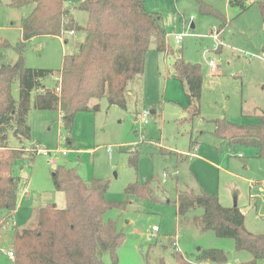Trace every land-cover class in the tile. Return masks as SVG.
I'll return each mask as SVG.
<instances>
[{"label": "rangeland", "instance_id": "1", "mask_svg": "<svg viewBox=\"0 0 264 264\" xmlns=\"http://www.w3.org/2000/svg\"><path fill=\"white\" fill-rule=\"evenodd\" d=\"M82 1L63 0L81 27L86 25L87 14L73 8ZM143 1L149 12L161 16L168 50L200 67L199 115L190 117L186 87L171 70L174 57L162 52L150 53L143 75L130 84L132 92L125 108L110 106L105 98L92 101L99 104L98 111L77 113L71 133L64 130L55 111L34 109L32 96L28 113L31 136L52 151V157L36 154L30 161L33 155L23 150L24 159L14 162L13 175L27 187L28 197L23 203L32 208H63L64 195L54 190L52 180V172L61 166L75 171L85 182H106L107 201L120 204L127 200L125 208L115 205L103 217L124 235L116 249L117 264H145L146 255L152 264L159 258L165 264H176L174 251L190 264H217L196 260L204 250L222 251L227 257L223 264L247 262L251 255L236 251L233 239L219 238L194 225L202 214L200 208L187 215V222L180 221L173 202L179 191L203 189L217 196L223 207L239 208L245 216L246 231L264 236V158L256 157L252 147L229 145L213 134L215 120L241 126L256 122L264 114V27L257 7L262 0H244V8L230 5L227 0H202L224 19L201 13L198 0ZM8 2L0 0V41L12 46L0 50L5 64L17 59L13 47L23 40L20 22L29 10L10 8ZM181 33L185 36L178 49L172 35ZM79 34L77 31L78 40ZM66 37V44L45 36L26 44L25 67L33 73L55 72L39 79H45L47 89L59 83L56 71L62 67L63 56L73 52L76 39ZM153 55L158 59L150 57ZM12 90L18 101V82ZM143 111L149 113L147 124L140 121ZM32 144V140L19 142L9 136L6 146L19 149ZM56 150L66 155L54 153ZM151 177L155 179L154 193L161 201L126 194L128 185L144 184ZM24 215L21 209L18 218ZM12 243V231L1 228L0 264H14L8 255ZM103 262L111 264L108 254L103 255Z\"/></svg>", "mask_w": 264, "mask_h": 264}, {"label": "trees", "instance_id": "2", "mask_svg": "<svg viewBox=\"0 0 264 264\" xmlns=\"http://www.w3.org/2000/svg\"><path fill=\"white\" fill-rule=\"evenodd\" d=\"M198 2L201 13L221 17L209 4ZM228 3L244 8V0ZM8 6L18 10L29 8L20 22L23 40L13 47L17 59L5 64L0 53V229L7 227L13 233V262L105 264L103 255L108 254L111 264H117L116 249L124 235L103 217L115 205L125 208L127 200L120 204L107 201L106 182L95 179L85 182L71 169L59 166L52 172L54 190L63 193L64 207L46 205L45 221L35 227L15 230L18 196L25 184L13 175L12 166L16 160L24 159L25 154L23 146L8 148V138L13 136L19 142L32 140L27 117L31 92L39 89L32 100L33 108L58 112L67 133H71L77 113L98 111L99 104L92 101L105 98L110 106L125 108L132 92L130 84L143 75L146 56L152 49L173 55L171 70L186 87L192 118L199 115L200 67L185 62L180 53L168 50L161 16L149 12L143 0H83L74 6L87 14L86 25L82 27L73 20L63 0H9ZM257 7L264 27V0ZM77 31L84 33V39L76 53L63 56L62 67L56 71L59 91L56 90L59 83L53 89L39 87V79L55 72L33 73L25 67L23 56L27 42L43 36L61 38L63 33ZM9 47L12 46L0 41V50ZM15 82L19 85L18 101L12 95ZM213 134L229 145L252 147L258 158H264V114L256 122L241 126L215 120ZM32 155L30 161L34 159L35 154ZM154 182L151 177L144 184L132 183L126 188V194L161 201L154 193ZM173 205L178 220L186 222L187 215L200 208L202 214L194 225L199 224L202 231H212L219 238L233 239L236 251L247 252L252 257L240 264H264V236L246 231L245 216L236 206L223 207L217 196L203 189L177 192ZM172 256L176 264H190L180 252L174 251ZM196 260L223 264L227 257L219 250H204ZM145 264H152L147 255ZM153 264L165 262L159 258Z\"/></svg>", "mask_w": 264, "mask_h": 264}, {"label": "crops", "instance_id": "3", "mask_svg": "<svg viewBox=\"0 0 264 264\" xmlns=\"http://www.w3.org/2000/svg\"><path fill=\"white\" fill-rule=\"evenodd\" d=\"M67 8H69L70 9V13L72 12V9H71V7L70 6H66ZM73 8V7H72ZM74 9V8H73ZM28 12V11H27ZM71 16H72V18H73V20H74V17H73V15H72V13H71ZM23 17V16H22ZM75 21V20H74ZM80 33L81 34H79L80 35V39L78 40V39H76V32H73L72 34L70 33V32H66V33H64L63 34V36L61 37V38H57V39H59V40H64V44H66L67 42H68V39H67V37H66V35H69L72 39H76L73 43H74V47H73V52H72V54H74V53H76V51H77V48H78V46L80 45V43L83 41V39H84V33L82 32V31H80ZM166 45L168 46V44H167V42H166ZM156 51H154L153 49L149 52V54L147 55V57H146V60H145V66H147V64L149 63L148 62V59H149V55H150V53H155ZM162 53H164V52H162ZM164 55H166V53H164ZM150 57H153V59H154V57H155V59H158V56H155V55H153V56H150ZM152 61V60H151ZM150 61V62H151ZM215 70V69H214ZM214 70H212L211 69V71H214ZM173 77L174 78H176L175 77V75H173ZM45 80V79H44ZM44 80H42V81H40L39 82V87L41 86V87H44L45 89H47V88H49V87H46V84H45V82H43ZM57 85V84H56ZM56 85H55V87H56ZM54 87V88H55ZM13 89V88H12ZM13 91V90H12ZM40 91V89L39 90H37V91H32L31 92V98H32V96H34V94L36 93V92H39ZM56 112V111H55ZM57 113V115L59 116V114H58V112H56ZM27 120H28V117H27ZM28 124H29V122H28ZM29 126H30V124H29ZM30 136H31V127H30ZM31 139L33 140V143H36V142H34V139L32 138V136H31ZM39 143V142H38ZM40 145V144H39ZM255 152H256V150H255ZM257 153V152H256ZM256 153H255V156H256ZM185 157V156H184ZM257 157V156H256ZM179 160V159H178ZM25 187V188H24ZM24 189H23V199H21V197H20V192H19V196H18V204H17V211H16V215H15V219H14V225H15V230H17V231H21V230H23V229H27V228H31V227H35V226H37V225H39L41 222H43V221H45V219L43 218V214H44V208H45V206L44 205H41V206H39V207H35V208H32L31 206H28L27 205V203L26 204H24L23 203V200H24V198L25 197H28V193H27V187L24 185ZM21 194V195H22ZM177 196V195H176ZM219 200V199H218ZM24 205H25V207H24ZM60 208H62V207H60ZM21 209H23V211H25V215L24 216H22L21 218L19 217L18 218V216H19V214H20V210Z\"/></svg>", "mask_w": 264, "mask_h": 264}, {"label": "built area", "instance_id": "4", "mask_svg": "<svg viewBox=\"0 0 264 264\" xmlns=\"http://www.w3.org/2000/svg\"><path fill=\"white\" fill-rule=\"evenodd\" d=\"M230 0H227V2H229ZM71 34L73 33V32H70ZM64 34V33H63ZM184 34H173L172 35V37H173V41H174V44L176 45V47L178 48V49H180L181 48V43H182V41H183V38H184ZM217 36H218V32L217 33H215V35L213 36L214 37V39H217ZM210 66H211V69L212 70H214L215 68H214V66H213V64H212V62L210 63ZM58 81H59V78H58ZM59 85H60V81H59V84H58V86H57V88H56V90L57 91H59ZM149 115V113L147 112V111H143L141 114H140V121L143 123V124H147L148 123V121H147V116ZM60 117L61 116H58V118H59V122L61 123V120H60ZM25 147L23 146V150H26V151H29L31 154H40V155H43V156H45V157H52V151H50V150H48L47 148H43V147H41L39 144H37V143H33L31 146H30V148H25ZM54 153H61L62 155H66V152L65 151H58V150H56ZM163 177L165 178V177H167V175L165 174V173H163ZM152 230H153V232H157V229H156V227H152ZM176 238H177V235H175L174 236V238H173V245L176 247ZM8 255L10 256V258L13 260V253H12V251H9L8 252ZM196 264H199V263H196Z\"/></svg>", "mask_w": 264, "mask_h": 264}, {"label": "water", "instance_id": "5", "mask_svg": "<svg viewBox=\"0 0 264 264\" xmlns=\"http://www.w3.org/2000/svg\"><path fill=\"white\" fill-rule=\"evenodd\" d=\"M191 27H193V26H191Z\"/></svg>", "mask_w": 264, "mask_h": 264}]
</instances>
